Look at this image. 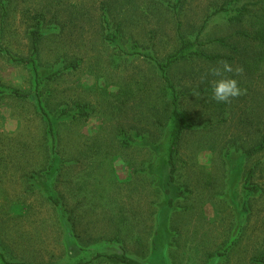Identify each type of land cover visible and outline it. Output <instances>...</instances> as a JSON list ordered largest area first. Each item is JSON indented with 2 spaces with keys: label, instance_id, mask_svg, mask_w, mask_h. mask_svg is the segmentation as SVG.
<instances>
[{
  "label": "rangeland",
  "instance_id": "rangeland-1",
  "mask_svg": "<svg viewBox=\"0 0 264 264\" xmlns=\"http://www.w3.org/2000/svg\"><path fill=\"white\" fill-rule=\"evenodd\" d=\"M225 1L0 0V247L10 257L11 171L49 170L48 115L60 183L71 173L98 182L95 222L77 253L41 197L15 261L263 264L264 0H229L216 13ZM181 36L227 59L170 68L188 125L174 155L184 196L165 211L174 108L157 62L180 48ZM220 79H235L241 95L217 102ZM60 187L71 203L72 186Z\"/></svg>",
  "mask_w": 264,
  "mask_h": 264
},
{
  "label": "crops",
  "instance_id": "crops-1",
  "mask_svg": "<svg viewBox=\"0 0 264 264\" xmlns=\"http://www.w3.org/2000/svg\"><path fill=\"white\" fill-rule=\"evenodd\" d=\"M15 169L11 171V236H13L11 257L4 248L0 247V259L4 264H27L15 261L17 256L12 253L16 250H24V245L27 244V231L21 229L27 228L29 222L37 220L31 218L30 213L38 207L41 197H43L42 201L48 202L52 207L56 215L57 226L64 234L65 244L70 245L73 251L80 252V245L85 242L83 240L85 229L92 228L95 222L94 212L97 207L93 202L91 193H95L99 187L98 182H80L77 175L71 173V178H67L65 183L64 181L60 183V180H64L63 176L65 175L62 167L55 172L25 170L22 165H17ZM64 185H71L75 192L76 197L69 204H66L65 199L68 200V198L63 194V189L60 187ZM52 198L58 199L59 204L55 203ZM157 243L158 241L154 237L153 256L157 254L155 246ZM71 249L69 248V251ZM69 255L70 252H68V257Z\"/></svg>",
  "mask_w": 264,
  "mask_h": 264
},
{
  "label": "trees",
  "instance_id": "trees-1",
  "mask_svg": "<svg viewBox=\"0 0 264 264\" xmlns=\"http://www.w3.org/2000/svg\"><path fill=\"white\" fill-rule=\"evenodd\" d=\"M182 0H178V2H181ZM229 4V0L225 1V4L223 5V7H221L218 11H216V13L219 12H224L229 10L226 6ZM244 6V5H243ZM245 8V6L243 7ZM240 35H244L247 37H252L251 35H249L246 32H242L239 33ZM181 45L180 48L175 51L174 53H172L171 55H169L166 60L164 62H157L155 60V58H153L150 54L144 53L142 54L143 56H145L146 58H149L151 60H155L157 62V66L161 72L162 78L164 79V81L166 82V84L168 85V87L171 90V95H172V105H173V140H172V147H171V151H170V164L172 165V168L169 172V176L167 178V181L165 183L164 186V193L166 196V206H165V211H169L171 209L174 208V203L178 198H182L184 196V192L182 190L179 189V187H177L175 185V181H176V171H177V165L174 162V155L176 153V149L179 146L181 140H182V136L184 131L187 128V121L182 113L181 106L179 105V93L177 92L176 87L174 86L169 72H170V68L177 64V63H181L184 62L186 60L192 59L193 57H199V58H205L207 60L210 61H216V60H226L227 57L225 56H209L206 53L199 51L197 49H195L194 47V43L187 40L186 38H184L183 36H181ZM43 38V34L41 33V29L38 26L37 30L33 31L32 33V43H33V47H34V52H36V50L38 49V43L41 42ZM261 38L263 40V43L261 44V48H264V32L261 35ZM23 60V59H22ZM24 61V60H23ZM27 61V60H26ZM19 96H26L22 93H16ZM46 117L48 118V133L51 136V147L52 150H54L53 152H55V156H53L50 167L48 172H55V171H59L60 167H59V158H58V154L56 153V132H55V128H54V124L52 123L51 119H49V116L46 115ZM52 200L59 204V200L56 198H52ZM110 258H114L117 259L119 261H126V258L124 256H110ZM260 262H262L264 264V256L261 257L259 259ZM77 264H84V263H77Z\"/></svg>",
  "mask_w": 264,
  "mask_h": 264
},
{
  "label": "clouds",
  "instance_id": "clouds-1",
  "mask_svg": "<svg viewBox=\"0 0 264 264\" xmlns=\"http://www.w3.org/2000/svg\"><path fill=\"white\" fill-rule=\"evenodd\" d=\"M226 71H232L231 67L225 65ZM217 75L219 73L217 72ZM213 98L217 102H230L234 97L241 95V89L235 79H220L217 80L213 86Z\"/></svg>",
  "mask_w": 264,
  "mask_h": 264
}]
</instances>
